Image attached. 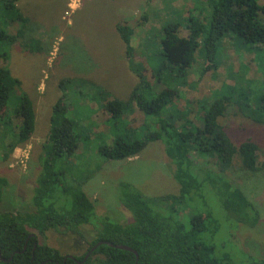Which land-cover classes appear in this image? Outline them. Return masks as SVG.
Returning <instances> with one entry per match:
<instances>
[{
  "label": "trees",
  "instance_id": "16d2710c",
  "mask_svg": "<svg viewBox=\"0 0 264 264\" xmlns=\"http://www.w3.org/2000/svg\"><path fill=\"white\" fill-rule=\"evenodd\" d=\"M18 1L0 0L1 13L11 16L9 24L13 25L15 20L20 24L14 33L7 32L0 24V42L19 41L28 51L38 50V41L26 35L24 27L28 17L20 12ZM185 19L186 32L182 31L181 20L170 21L162 25L161 39H148L145 43V50L158 48L156 53L161 56L160 64L149 65V71L141 60H133L136 49L131 42L133 28L125 23L117 25L125 43L129 68L137 82L127 100L115 97L103 100L99 111L107 117L101 125L87 120L83 124L84 118H75L78 114L67 102L66 92L55 101L48 135L38 158L39 171L30 207L0 212L3 258L0 264H238L232 253L221 249L225 248V243L215 240L220 219L205 205L213 199V203L222 208L226 221L236 220L250 226L258 222V216H252L253 206L241 189L220 171V166L231 163L234 155L245 169H258V144L246 139L236 146L220 123L228 108L241 98L237 93L239 88L222 84L210 94L189 99L182 106L176 100L183 87L192 85L188 82L189 70L198 56L203 58L202 75L215 68L226 37L237 35L245 47L264 43V0H193ZM163 73L177 85L164 87ZM10 78V70L0 66V118L4 119L0 125L5 126L10 125L13 118L8 114ZM73 94L81 92L77 90ZM246 105L243 103L242 110H246ZM260 109L264 116V105ZM135 110L143 118L134 136L128 138V120ZM11 111L20 120L13 123L16 135L5 144L2 160H6L14 148L29 141L35 130L34 106L25 94L18 107H11ZM256 113L254 111L252 117L262 121V116ZM195 114V120L190 118ZM86 124L94 128L103 126L96 131H101L99 135L104 136L103 139L110 135V140L97 145L99 156L106 160H126L139 155L148 143L161 141L174 165L172 176L178 185L177 193L146 197L130 183L121 181L116 187L117 198L129 211L131 220L119 223L106 215H97L93 201L81 184L76 179H66L65 166L79 147L85 146L86 137L89 138L83 126ZM115 127L126 131L114 135ZM108 129H113L112 137ZM7 186V178L0 175V202ZM86 225H91L92 239L85 251L79 256L72 255L73 258L37 239V233L43 235L48 230H61L83 238L81 230ZM102 240L133 248L138 259L133 252L108 244L98 245L85 258ZM245 264H264V257L249 255Z\"/></svg>",
  "mask_w": 264,
  "mask_h": 264
},
{
  "label": "rangeland",
  "instance_id": "374dc122",
  "mask_svg": "<svg viewBox=\"0 0 264 264\" xmlns=\"http://www.w3.org/2000/svg\"><path fill=\"white\" fill-rule=\"evenodd\" d=\"M16 5L28 17L24 27L26 35L37 40L40 47L28 51L19 41L0 42V66L10 70L8 114L13 117L10 125H0V175L8 180L0 212L30 207L52 106L63 92L67 93L71 109L78 114L75 118H84L83 124L87 120L101 125L107 115L99 109L106 98H129L137 78L129 68L125 43L117 25L125 23L133 28L131 42L136 45L133 60H141L143 66L148 65L149 71V65L160 64L161 56L156 53L158 48L145 50V43L148 39H161V27L170 21L181 20L182 31L186 32L185 17L193 7V0H19ZM10 17L0 11L2 28L14 33L20 24L18 20L9 24ZM220 53L215 68L203 75V58L197 57L189 70L188 82L192 85L183 87L176 103L182 106L189 99L210 94L222 84L239 88L237 93L241 98L228 108L220 123L236 146L246 139L258 144V169H245L234 155L231 163L220 166V171L241 189L253 206L252 216L257 215L258 222L250 226L236 220L226 221L222 208L213 203V199L205 206L220 219L214 238L225 243V248L221 249L232 253L238 264H245L249 255L264 257V116L260 109L264 105V43L245 47L240 37L232 35L224 39ZM161 81L164 87L177 85L166 73L161 75ZM77 90L81 94L74 95ZM23 94L34 106L35 130L29 141L14 148L9 157L2 160L5 144L13 141L16 135L13 123L20 120L11 107H18ZM243 103H247L246 110H242ZM254 111L262 116V121L252 117ZM142 118L136 110L131 113L126 137L134 136ZM190 118L195 120L197 115H190ZM83 126L89 138L86 137L85 146H80L65 166L66 179H76L81 184L93 201L97 215H106L119 223L131 220L129 211L117 198L116 187L121 181L130 183L146 197L177 193L178 185L172 176L174 165L166 156L161 141L148 143L139 155L126 160H106L99 156L97 145L105 139L110 140V135L103 139L104 136L99 135L101 131L96 132L103 126ZM125 131L123 127H115L114 135ZM89 231H92L91 225L84 226L82 238L61 230H48L43 235L37 233V239L62 254L79 256L92 239Z\"/></svg>",
  "mask_w": 264,
  "mask_h": 264
},
{
  "label": "water",
  "instance_id": "95a60500",
  "mask_svg": "<svg viewBox=\"0 0 264 264\" xmlns=\"http://www.w3.org/2000/svg\"><path fill=\"white\" fill-rule=\"evenodd\" d=\"M100 244H108L109 246H113V247H116V248H119V249H125V250H128V251H131V252H133L134 254H135V257H136V260L138 259V254H137V252L133 249V248H131V247H129V246H127V245H122V244H113V243H111V242H108V241H98L92 248H91V250L90 251H88L87 253H86V255H85V258H87L88 256H89V254L91 253V251L93 250V249H95L98 245H100ZM35 245H36V243H35ZM26 248V246L24 247V249ZM68 257L69 258H73V256H71V255H68ZM0 258L3 260V258L1 257V253H0Z\"/></svg>",
  "mask_w": 264,
  "mask_h": 264
},
{
  "label": "built area",
  "instance_id": "2783aa9c",
  "mask_svg": "<svg viewBox=\"0 0 264 264\" xmlns=\"http://www.w3.org/2000/svg\"><path fill=\"white\" fill-rule=\"evenodd\" d=\"M71 7V5H69Z\"/></svg>",
  "mask_w": 264,
  "mask_h": 264
}]
</instances>
